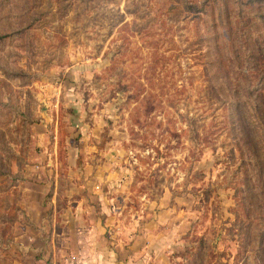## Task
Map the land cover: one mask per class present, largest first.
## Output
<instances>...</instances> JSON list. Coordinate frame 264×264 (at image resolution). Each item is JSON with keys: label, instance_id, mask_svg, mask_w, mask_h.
I'll list each match as a JSON object with an SVG mask.
<instances>
[{"label": "rangeland", "instance_id": "1", "mask_svg": "<svg viewBox=\"0 0 264 264\" xmlns=\"http://www.w3.org/2000/svg\"><path fill=\"white\" fill-rule=\"evenodd\" d=\"M182 4H0V32H10L0 38V206H11L0 221L12 225L2 264L261 263L246 215L259 212L264 192L246 191L251 171L240 169L221 90L204 76L210 52L201 15ZM244 72L263 115L264 77ZM254 88H263L258 100ZM15 156L40 162V183L31 184L34 170L25 177ZM26 187L33 201L40 194L39 226L25 209ZM67 196L83 199L105 230L72 233ZM149 230L159 237L147 256L129 259Z\"/></svg>", "mask_w": 264, "mask_h": 264}, {"label": "trees", "instance_id": "2", "mask_svg": "<svg viewBox=\"0 0 264 264\" xmlns=\"http://www.w3.org/2000/svg\"><path fill=\"white\" fill-rule=\"evenodd\" d=\"M5 1L0 0V4ZM180 1L183 2L184 8L201 15L206 32L205 41L210 52V57L204 64V76L211 87L221 90L222 96L217 99L228 112L226 118L228 135L239 154L240 169L245 175L249 169L251 171L253 184L252 188L246 191L263 189L264 192V111L262 115L250 86L243 83L247 76L244 69L251 71L252 76L264 77V0ZM23 12L24 9H20L18 17ZM22 23L23 20H20L19 25ZM25 25L28 28L30 23ZM8 30L9 26L4 27L0 32L2 33L0 38L6 37L5 35L10 33L6 32ZM20 30L18 28L16 31ZM246 64L250 65L249 68ZM213 81H217L216 84ZM261 89L263 88L257 91L254 88V92L257 91V100L261 96ZM25 129L22 125L20 134L25 133L28 143L29 134ZM18 145L23 153L25 144ZM14 159L19 166L25 162L16 156ZM9 161L11 159L7 164ZM1 166L6 167L3 160H0ZM243 181L246 186L245 180ZM260 200L259 212L255 211L253 216L246 213L245 215L255 229V241L251 251L261 259L260 264H264V258L261 257V252L264 251V198ZM1 202L3 205L0 206V214L6 216L11 206L5 201ZM7 225H11V222L4 219L0 221V255L12 241L8 232L11 228Z\"/></svg>", "mask_w": 264, "mask_h": 264}, {"label": "crops", "instance_id": "3", "mask_svg": "<svg viewBox=\"0 0 264 264\" xmlns=\"http://www.w3.org/2000/svg\"><path fill=\"white\" fill-rule=\"evenodd\" d=\"M42 135L39 136V139H42V137H43ZM44 135H45V132H44ZM37 145H39V142L37 143ZM43 155L44 154H41L40 156L42 157ZM39 164H40V162L38 164L37 163L36 164H30V163L29 164H25V162L21 164L22 166L25 165V168L23 170H24V173H25V177H27V178H30V175H31L29 171H31L32 169L34 170L33 173L35 175V178H34V176L31 177V179H32L31 180V184L33 182V185H34L35 181H37L38 183H40V181H41V180H39V177H40L39 175L40 174L39 175H36V173L41 170V167H40L41 165H39ZM47 164H52L51 163V160L48 161ZM21 167H20V170H22ZM37 169H40V170H37ZM57 178L58 177L56 176L54 178L55 181H53L54 195H55V190H56ZM29 182H30V180H29ZM42 191H47L44 188V186L42 187ZM34 194H35V191H33L31 188L26 187V191H25V193L23 195V199L22 200L24 201L25 209H27V212L29 213V215L34 220V221L32 220L33 223L36 226H39V224L42 223V221H41L42 218L39 216L38 223L35 221V218H36V211H39V213L42 212V210H41L42 203H41V199H40V196H39L40 194L38 195V201L37 202L36 201H33V200H35L33 198L34 197ZM68 196H67V199H68L67 203L69 204V206H68L69 209L68 210H65V211H67L68 213H70V218H71L70 223L73 224V227L71 229L72 230V233L75 232L76 234H78V236L79 235H82V236L84 235L85 237H87L86 234L91 233L90 229L92 230V228H97L99 230V228H101V229L104 228V226L102 225L101 219L98 220V221H94L92 219V217L90 216V213H91L90 207L87 204H84V200L83 199H81V198L78 199L77 198V199H74L73 200V199H69ZM83 215H85V216L82 217ZM65 222H68V220L66 219ZM149 226H150V223H149ZM84 228L86 230L85 231V234L84 233L79 234L80 233V230H82ZM103 230H105V228ZM145 235H146L145 237H142V238H145V243L144 244L142 243L141 244L142 246L139 249L138 248L136 249L134 245H135V243L137 244V241L140 240V236L137 235L136 240L132 243L133 244V247L137 250V252H134L133 254L131 253L129 259H133L137 255H142L143 253L146 252V248H149V246L151 245L150 239H151V237L154 234L149 230L148 233H145ZM90 237H89L88 240H89V244L92 245V242H93L94 238H90ZM158 237L159 236L156 235L151 240L157 241V238ZM24 240H25V238H24ZM122 243H124V242L122 241ZM145 256H147L146 253H145ZM103 259H104V257L101 258V261Z\"/></svg>", "mask_w": 264, "mask_h": 264}]
</instances>
